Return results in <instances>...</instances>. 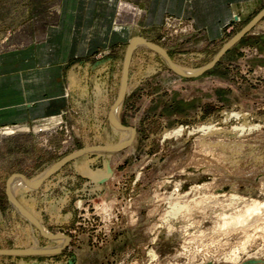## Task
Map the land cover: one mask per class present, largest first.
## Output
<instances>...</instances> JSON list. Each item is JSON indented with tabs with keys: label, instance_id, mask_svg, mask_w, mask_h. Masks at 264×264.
I'll return each instance as SVG.
<instances>
[{
	"label": "rangeland",
	"instance_id": "374dc122",
	"mask_svg": "<svg viewBox=\"0 0 264 264\" xmlns=\"http://www.w3.org/2000/svg\"><path fill=\"white\" fill-rule=\"evenodd\" d=\"M64 1L0 0V76L10 53L48 39ZM117 4L129 35L64 63L62 114L0 124V264H264V0L236 8L214 39L170 14L144 30L149 0ZM141 35L156 51L128 57ZM157 50L207 68L176 74ZM123 89L130 137L104 152L119 139L110 117Z\"/></svg>",
	"mask_w": 264,
	"mask_h": 264
},
{
	"label": "crops",
	"instance_id": "0c3cea01",
	"mask_svg": "<svg viewBox=\"0 0 264 264\" xmlns=\"http://www.w3.org/2000/svg\"><path fill=\"white\" fill-rule=\"evenodd\" d=\"M117 1H64L59 23L42 45L9 54L14 65L12 72L0 76V124L22 126L56 119L62 114L67 105L64 63L71 57L87 56L98 48H108L115 40L129 35L128 29L123 30L114 21L117 5L119 7ZM257 1L149 0L141 25L144 30L158 26L163 17L170 14L191 20L196 29L214 39L234 16L236 8ZM123 7L121 2L120 9ZM141 36L131 37L130 42L135 38L146 40Z\"/></svg>",
	"mask_w": 264,
	"mask_h": 264
},
{
	"label": "bare ground",
	"instance_id": "6f19581e",
	"mask_svg": "<svg viewBox=\"0 0 264 264\" xmlns=\"http://www.w3.org/2000/svg\"><path fill=\"white\" fill-rule=\"evenodd\" d=\"M240 37V35H239ZM140 39V38H139ZM236 40V39H235ZM232 43V42H231ZM131 47H130V50L128 49V57L130 56V53L132 52V50L136 49V48H140V47H143V48H151L153 50L156 51V49H154L149 43L145 42L144 40L140 39V40H137V39H134L132 40V43H131ZM229 46V45H228ZM158 52V55L160 56V58L162 59V61L164 62V64L170 69L172 70L173 72H175L176 74H179V75H182V76H193V75H196L200 72H202L204 69H206L207 67L205 68H201L199 70H190V69H186V68H183V67H180L178 65H176L175 63L171 62L170 60H168V58L164 55V53L162 51H159L157 50ZM216 60V57L214 58V62ZM126 62V61H125ZM213 63V62H212ZM127 82V79L125 77V74L124 76L122 77V86L124 84H126ZM121 86V85H120ZM121 92V91H120ZM123 92H124V89L122 90L121 94L120 95V98L119 100L117 101V104L115 105L114 109L112 110V113H111V117H110V126L113 130L114 133H116L118 136H119V139H118V142L117 144L109 149H107L106 151L104 152H108L110 151L112 153V151H117L119 150L120 148H122L129 140V137H130V132L128 129H126L125 127L121 126L124 128V130L126 129V132L128 134H125V133H122V131L119 129V113H120V107H121V102H122V98H123ZM114 153V152H113ZM83 165V164H82ZM82 165H79V166H82ZM76 166V165H75ZM78 167V166H77ZM87 167V165L85 166ZM83 172L85 175H87L90 179H98V178H103L107 175V172L106 170L104 172H98V173H92L90 172L88 169H84L83 167ZM49 173H52V171H49L47 172L46 174L44 173V175L42 176H39V177H35L34 179H32L31 181H29L28 183H22L24 186L22 187H18V186H13L11 188V193H10V197H12V199H14L15 197H17L18 194L22 195V194H25L28 190H30L33 186L36 185V183L45 178L46 175H48ZM43 177V178H42ZM31 191V190H30ZM13 202V201H12ZM13 204V203H12ZM258 212V211H257ZM23 214H25L23 212ZM22 216H26V215H22ZM27 217V216H26ZM30 217V216H29ZM28 218V217H27ZM25 219V218H24ZM29 220V219H28ZM30 223L32 225L35 224L34 220L31 218L30 220ZM28 222V221H27ZM41 228V227H40ZM43 232L46 234V236H48L49 238L53 239V237H51L46 231L44 228H42ZM57 241L59 244L58 246L62 245L60 243L59 240H55ZM35 243V242H34ZM35 247V246H34ZM57 250V249H56ZM34 251H37V248L35 247Z\"/></svg>",
	"mask_w": 264,
	"mask_h": 264
},
{
	"label": "water",
	"instance_id": "95a60500",
	"mask_svg": "<svg viewBox=\"0 0 264 264\" xmlns=\"http://www.w3.org/2000/svg\"><path fill=\"white\" fill-rule=\"evenodd\" d=\"M130 43H132V40H131ZM221 53H222V52H220V53L216 56V60L220 57ZM216 60H215V61H216Z\"/></svg>",
	"mask_w": 264,
	"mask_h": 264
}]
</instances>
